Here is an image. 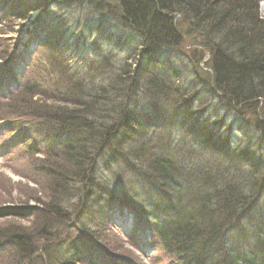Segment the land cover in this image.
I'll return each mask as SVG.
<instances>
[{
  "label": "trees",
  "instance_id": "obj_1",
  "mask_svg": "<svg viewBox=\"0 0 264 264\" xmlns=\"http://www.w3.org/2000/svg\"><path fill=\"white\" fill-rule=\"evenodd\" d=\"M42 1L43 16L53 6L89 2ZM257 2L118 0L113 9L89 2L93 15L119 25L116 46L130 53L119 67L104 49L113 35L105 32L106 39L97 21L65 22L75 36L65 44L73 43L72 58L54 37L47 46L41 41L43 65L31 69L36 82L21 91L39 97L31 103L37 109L5 110L43 130L50 150L42 163L52 167L33 171L51 185L47 193L30 189L19 204H0V219L31 218L28 226L0 225V261L8 255L9 264H85L90 257L144 264L127 247L99 244L115 212L149 231L177 264H264V19ZM29 6L11 17L39 8ZM177 16L189 23L193 47L208 54L209 71L195 60L187 82L174 67L183 59ZM196 31L206 35L201 43ZM109 65L114 75L101 89ZM243 119L255 135L236 121ZM230 127L239 139L226 140Z\"/></svg>",
  "mask_w": 264,
  "mask_h": 264
},
{
  "label": "rangeland",
  "instance_id": "obj_2",
  "mask_svg": "<svg viewBox=\"0 0 264 264\" xmlns=\"http://www.w3.org/2000/svg\"><path fill=\"white\" fill-rule=\"evenodd\" d=\"M5 1L4 9H8V12L12 15L17 14L20 10L23 8L28 7L27 11H30L31 9H35L37 7L41 8L42 5H45V3L42 0H0V4H2ZM118 0H89L90 3H94L96 5V2H103L104 6L112 7L116 4ZM121 1V0H120ZM257 12L258 16L261 19H264V0H257ZM88 3H84L83 1L76 6L72 7H52V10L47 11L46 15H44V21L42 24V29H37V31L34 33V35L37 34V32H44L47 36L49 31L51 34H55L53 38V42L57 43L58 41H61L63 44L62 51L65 54H68V57L71 56L69 52L73 51V46L71 44H68L67 49H64V44L68 43V40L70 37L73 39L75 38L74 33H71V28L68 24L66 25L65 22H72L75 19L81 17L82 19H87L86 22H89L88 24L90 26H94V23L97 21L98 23L104 24V34L107 39V34L105 32H113L114 30H117L116 28L119 26L116 23V20L114 18H99L97 16L99 15H93V5L89 6ZM44 3V4H43ZM106 3V5L104 4ZM108 4V5H107ZM114 4V5H113ZM2 8V7H0ZM37 8V9H39ZM111 9V8H110ZM113 9V7H112ZM5 12V10H0V15ZM35 11V10H34ZM107 14H109V11H107ZM12 15H8L10 19H7L6 17L4 19H1L3 23L0 22V56H5L4 59H0V204H19V202L23 201L21 198L24 194H33L34 191H43L44 193H47V189L50 187V179L46 178V174H36L35 171H33L34 168H42V167H52L49 163L43 164V160L49 157H43L45 151H47L45 142L42 138V135H44L43 130H39L40 133L36 132V129L33 127V122L31 125H25L23 123V119L19 118L18 116H14L10 114V111L5 109H11L7 108L8 104L10 107H20L21 105L27 106L28 108H36L37 106L32 105L31 103L36 100V96H33L32 99H30L29 95L30 92H24L20 93V89H16V87L13 86V80H11V77L7 74H5V70H3V67L8 65V59L11 58L12 54H15L17 52L14 51V48L16 45L19 46V43L25 42L28 38V34L34 30V27L30 26L28 29V32L25 34L23 31L25 27L27 26L29 19L33 18V14L28 12H22L18 17L21 15V19H15L11 17ZM13 15V16H14ZM91 17V18H90ZM61 20L60 23H57L56 20ZM90 18V19H89ZM63 19V20H62ZM114 20V21H112ZM175 24H179V35L182 39L181 47H180V53L183 56V59L179 60L174 67L177 69L178 72H183L182 76L185 78L186 82L189 80H193V75L191 68H193V62L198 59H202V67L201 69L208 72L206 67L204 68L203 61L206 59L207 55L205 52H200L201 50L193 47L194 45L191 44V38L186 35L185 30H187L186 25L189 24L188 22H184L182 20V17H175L174 18ZM37 23V22H36ZM42 23V22H41ZM53 23L55 25H59L58 29L53 28ZM61 23H64L63 25ZM111 28V31L109 28ZM121 32V28H119ZM197 32V31H196ZM91 34V33H90ZM112 39L104 44V49L110 50L106 51L107 53L111 54L112 51L116 52V42L115 40L121 36L122 32L120 34H113ZM196 36L198 42H202L203 39L205 40V34L201 33H194L193 37ZM89 38H93L94 35H88ZM123 38H125L123 36ZM126 39V38H125ZM127 40V39H126ZM127 43L126 45H128ZM32 44H30L31 46ZM29 46V47H30ZM28 47V48H29ZM122 50L118 49L117 56L113 58L114 67H119L120 64L125 63V61L128 60L130 57V53L127 50V47L119 46ZM135 45H132L130 49L135 50ZM33 51V53L37 52V48H29ZM14 52V53H13ZM111 52V53H110ZM18 53V52H17ZM16 53V55H17ZM36 55V54H35ZM38 56H35L34 63L35 68H37V64L43 65L42 60H40L39 53H37ZM84 54H82L83 56ZM1 58V57H0ZM23 58V57H22ZM205 58V59H204ZM81 58L77 59L78 61ZM20 63L14 61L13 67L12 64L10 67H12V73H18L20 74L22 70V61L21 59ZM73 62L76 63V58L73 59ZM37 63V64H36ZM111 64V63H110ZM80 65V64H79ZM119 69V68H118ZM115 70V69H114ZM111 65L109 67H106V77L105 80L102 82L101 89L106 88L112 78V73L114 72ZM200 71V70H199ZM202 72L200 71L198 75L201 76ZM36 77L35 72H31L26 77V81L28 84L31 82V80L35 81L32 76ZM114 75V73H113ZM20 76V75H19ZM211 80H212V75ZM204 77V76H201ZM25 78V77H24ZM181 83L179 81L175 82V84ZM196 82H192L193 86ZM187 85V83H185ZM200 85H198L199 89ZM194 89L197 90V87H194ZM17 92V94H16ZM19 94V95H18ZM11 97V98H10ZM41 98H44L47 102L48 99L43 96ZM202 100V99H201ZM12 102V103H11ZM204 104V101H201ZM34 106V107H33ZM37 109V108H36ZM7 124V125H5ZM6 126L9 128H6ZM228 133V132H227ZM229 136V135H228ZM226 140H229L227 137ZM234 143V142H233ZM29 148H32L33 150L30 151ZM30 153H33L31 155ZM31 155V156H30ZM213 159L217 160L216 163H222L224 161V156H215ZM49 160V159H48ZM100 163L105 164L104 161H101ZM64 164V163H61ZM72 166H69V171L72 172L73 169ZM109 175L108 172L103 171V169L99 168L97 175ZM29 190V191H28ZM31 218L29 219H21V220H4L0 219V225L7 223V224H14V222L20 226H28ZM119 221L107 222L103 224V231L99 241H102L103 243H99L100 245H113L119 249L120 252H123L125 250L126 246L125 244H129L127 247L132 248L136 251V255L140 258V260L144 264H177L176 262L172 261V257L169 256V254L163 252V250L159 246H153L152 240L148 237L147 234L139 233L137 237H135V234H137V230L133 228V223H127L121 225V223H118ZM126 227L128 229L132 228L131 231V237H127L122 233V227ZM122 228V229H121ZM147 235V236H146ZM135 237V238H134ZM150 240V241H149ZM125 242V243H123ZM117 255V254H116ZM10 257L7 255L6 258H4L2 261H0V264H9ZM141 264V263H139Z\"/></svg>",
  "mask_w": 264,
  "mask_h": 264
},
{
  "label": "bare ground",
  "instance_id": "obj_3",
  "mask_svg": "<svg viewBox=\"0 0 264 264\" xmlns=\"http://www.w3.org/2000/svg\"><path fill=\"white\" fill-rule=\"evenodd\" d=\"M42 8H45L44 6H42ZM35 15V14H34ZM33 15V16H34ZM116 48H117V51L116 52H114V51H112V55L113 56H117V52H118V49L119 50H122L120 47H118V46H116ZM107 51H110V50H107ZM241 126H243L244 127V129H246V131L247 132H250V134L252 135H255V131H253L254 130V128H253V130L250 128V123H248V122H250V121H245L244 119H243V121L242 120H236ZM252 125V124H251ZM256 141L257 142H259V143H262L261 142V138L260 137H258L257 136V138H256Z\"/></svg>",
  "mask_w": 264,
  "mask_h": 264
}]
</instances>
